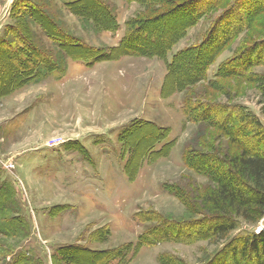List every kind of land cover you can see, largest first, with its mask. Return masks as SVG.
Returning a JSON list of instances; mask_svg holds the SVG:
<instances>
[{
	"label": "rangeland",
	"instance_id": "1",
	"mask_svg": "<svg viewBox=\"0 0 264 264\" xmlns=\"http://www.w3.org/2000/svg\"><path fill=\"white\" fill-rule=\"evenodd\" d=\"M17 1L0 0V39L16 22L57 67L13 80L0 56V264H215L225 241L170 223L210 185L208 120L264 119V0H36L75 41L48 17L17 21Z\"/></svg>",
	"mask_w": 264,
	"mask_h": 264
},
{
	"label": "trees",
	"instance_id": "2",
	"mask_svg": "<svg viewBox=\"0 0 264 264\" xmlns=\"http://www.w3.org/2000/svg\"><path fill=\"white\" fill-rule=\"evenodd\" d=\"M189 1L192 0H184L178 4L173 3L170 11L181 7L184 3H189ZM79 2L80 0H72L67 3L66 0L65 6L71 8ZM44 7L45 3L43 2L20 0L12 8L15 15L13 17L17 21L28 18L30 22H38V18L48 19ZM48 20L55 27L54 21L50 18ZM157 20L158 18L153 16L150 22ZM7 28L6 35L10 34V37L0 39V56H7V59H3L4 63L8 62L4 68L12 67L13 80L17 78L32 80L37 76V63L47 66L49 71L57 67L55 60L35 48L29 39V32L25 31L22 25L15 22ZM59 28L63 30L61 25H57L53 30ZM138 31L141 30L138 29ZM58 32L62 33L61 36L65 39H74L65 30ZM50 33L47 35L56 39L55 34L51 33L50 35ZM130 34L132 35L131 30H129L126 39L132 37ZM210 34V39H212L216 32L212 31ZM11 37H13L12 40L9 39ZM66 41L68 40H65L62 45H66L68 43ZM16 43L18 45L14 46ZM202 47H204L203 43L196 47V50L202 51ZM33 51L38 54L35 55ZM23 57L31 60L27 62ZM1 66L2 61H0ZM8 74L10 73H6V75ZM262 91L264 93V87ZM211 106L214 105L205 104V107L210 110H212ZM206 108H203L202 111L205 112ZM214 111L218 112V109ZM184 113L185 116L189 115L187 109ZM223 113V116L219 118L220 121L214 117L212 120H208L209 126L212 129H219L221 133L213 135L215 142L208 143L210 151L207 150L209 151L207 154L198 153L201 157H206L201 158L200 161L196 159L198 171L208 177L210 185L199 194L198 203H193L189 198L182 200L188 206L191 217L192 214L198 215V217L191 218L189 214L179 222L170 223L172 225L170 232L188 242L198 239L225 241L219 250L220 257L212 263L264 264V227L255 234L239 235L229 239L231 232L235 231L241 223L252 225L264 217V119L262 120L259 116L240 108L228 112L223 111ZM220 137L224 141H221ZM189 149L193 152L196 146H190ZM198 188L200 187L198 186ZM21 258L22 256L11 264H27L20 261ZM39 264L42 263L39 262Z\"/></svg>",
	"mask_w": 264,
	"mask_h": 264
}]
</instances>
